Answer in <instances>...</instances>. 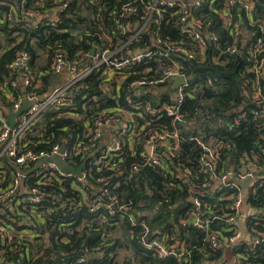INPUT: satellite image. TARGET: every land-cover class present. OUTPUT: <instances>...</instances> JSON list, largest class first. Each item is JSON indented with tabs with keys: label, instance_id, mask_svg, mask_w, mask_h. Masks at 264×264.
Here are the masks:
<instances>
[{
	"label": "built area",
	"instance_id": "1",
	"mask_svg": "<svg viewBox=\"0 0 264 264\" xmlns=\"http://www.w3.org/2000/svg\"><path fill=\"white\" fill-rule=\"evenodd\" d=\"M151 1L145 5L138 22L129 19L130 15L137 12V8L124 3L121 16L125 21L119 27L121 33L129 32L127 40L116 48H95L94 55L90 52L93 59L87 68L78 70L77 63L71 62L62 51H57L53 69L64 77L49 92L38 95L33 90L28 94L15 95L7 85L0 86V264H23L10 258L11 251L20 256L26 253L31 263L44 256L40 264H46L48 258L66 255L69 251L58 246L61 243L71 244L68 233L75 231L71 223L53 224L58 211L86 206L90 212L95 213L105 206L110 215L118 211L125 213L130 205L122 203L112 190L120 184V181L112 183V177L121 173L112 161L134 151L136 144H142L140 156L144 157L145 164L153 167L165 169L166 164L161 157L176 155L184 140V128L170 129L162 119L167 116L172 118L173 125H186L182 106L189 94L191 81L183 64L168 54L170 49L176 47L175 42L163 40L153 30V26L163 16V9H179L181 34L191 38L196 45L191 48L183 39L176 50L189 60H205L209 56L207 50L211 44L216 45L219 54L235 53L239 50V44L247 46L255 62L251 69L256 75L252 99L259 105L264 102V39L256 35L257 30L264 33V19L254 17L256 0ZM205 4L217 11L223 23L231 27L233 41L222 48L218 46L217 33L211 28L213 20L193 16L194 11ZM0 6L8 5L0 0ZM65 6L61 5L60 10ZM234 7L243 10V18H234ZM15 17H18V13L11 8L2 19L12 21ZM20 18L33 23L40 20V16L32 10H26ZM144 34L148 35V40L144 39ZM137 42L139 44L133 46ZM159 52L165 57H160ZM212 57L216 58L214 54ZM30 60L27 51L17 55L11 64L18 71L17 79L11 82L12 86L21 82L25 90V86L31 85L36 74L29 66ZM152 61L159 64V69L153 74L159 76L154 78L147 75L153 70L147 66ZM140 66L145 68L140 71ZM96 67H104L102 76L110 98L116 103L111 108L99 109L91 116H86L89 110L87 103L82 104L83 112L78 110L76 98L79 93L75 85ZM133 74L135 77L132 78ZM179 76L184 77V82L175 86ZM141 88L145 91L141 92ZM164 92L170 95L171 100L155 102L149 96ZM123 96L125 103L120 102ZM93 99L97 98L94 96ZM24 100L31 102V105L17 117L12 127L9 114L19 111ZM47 108L52 109L57 117H86L85 126L76 136L62 137V142L40 150L36 149L41 141L38 138L42 135L38 123ZM89 119L92 121L88 122ZM192 139H196L203 149L199 157L200 167L211 179L201 180L197 176L195 179L198 182L191 186V199L196 207L191 222L194 227L205 232V239L211 248H224L226 257L198 264H250L247 255L241 257L234 249L244 244L254 249L264 240V228L259 229V222L255 220L259 212L249 201L250 189L255 191L257 186H264V163L259 164L251 158L252 155L244 152L238 170L229 169L217 174L218 159L231 144ZM253 157L256 158L255 154ZM8 166L11 167L10 179L7 177ZM189 174L190 171L186 169L181 173L174 172L176 178ZM249 177L251 180L246 194V188L241 183ZM223 190L225 192H221ZM213 192H220L219 195L227 201L220 211L228 209V212L221 216L212 214V203L207 199V193ZM104 197H107V202H104ZM246 205L248 210L244 212L242 208ZM207 213L211 214L204 218L202 215ZM218 219L225 220L227 227L213 228L212 223ZM242 219L247 222V235H244L246 232L241 226ZM49 221L52 224L48 225ZM83 227L85 220L76 230ZM141 227V233L137 236L156 256L176 257L180 261L190 262L192 249L185 242L181 241L180 245L168 244L169 236L148 240L149 225L141 223ZM229 249L233 251L232 258L226 254ZM84 261L86 256L78 258L79 263Z\"/></svg>",
	"mask_w": 264,
	"mask_h": 264
},
{
	"label": "trees",
	"instance_id": "2",
	"mask_svg": "<svg viewBox=\"0 0 264 264\" xmlns=\"http://www.w3.org/2000/svg\"><path fill=\"white\" fill-rule=\"evenodd\" d=\"M1 1L8 6H0V86L7 85L15 95L28 94L33 90L38 95H43L53 86L59 85L58 82L64 77L53 69L57 51H62L71 62L77 63L78 70L87 68L92 64L90 52L93 48H116L127 40L129 32L123 34L119 27L125 21L121 16L124 3L137 8V12L130 15L129 19L138 22L145 5L151 0ZM61 5H66L63 10H60ZM11 8L17 11L18 17L12 21H4L2 17ZM26 10L35 11L40 20L33 23L20 18ZM232 12L236 20L244 17L243 10L239 7L232 8ZM179 14V9L175 7L163 9L160 22L153 26V30L163 40L175 42L176 47L170 49L168 54L183 64L191 81L189 94L182 106L186 125H173L171 117L164 116L162 119L170 129L184 128V140L182 139L179 150L174 157H161L166 164L165 169L145 164L144 157L140 156L142 144H136L134 151L114 159L112 162L121 173L112 177V183L120 181L119 186L112 190L130 208L125 213L118 211L115 215H110L105 206L95 213L90 212L86 206L58 211L53 224L71 223L75 232L68 233L71 244L61 243L58 246L69 252L55 259L48 258L46 264H198L219 261L225 257L224 248H211L205 239V232L194 227L191 222L196 210L191 199V186L198 182L195 179L197 176L201 180L211 179L200 167L199 157L203 149L192 138L231 144L218 159L217 174L229 169L238 170L244 152L252 155L251 158L259 164L264 163V102L259 105L252 99L256 75L251 69L255 62L247 46L239 44L237 52L219 54L216 45L211 44L207 50L209 56L205 60H189L176 50L183 39L191 48L196 45L191 38H184L181 34ZM193 16L213 20L211 28L219 37V47L233 41L231 27L226 26L219 13L210 9L207 4L196 9ZM254 17L264 19V0H256ZM256 35L264 39L263 32L257 30ZM144 39L148 40V35L144 34ZM138 44L139 42L133 46ZM22 51L30 54L29 66L36 74L31 85L25 86V90L21 82L16 86L11 84L18 76L17 69L11 64ZM158 55L165 57L160 52ZM147 66L153 68L147 73L149 77L159 76L153 75L159 69V64L152 61ZM144 68L140 66L138 69L142 71ZM102 75L104 67H96L75 85L79 93L76 98L78 110L83 112L82 104L87 103L89 110L86 116H91L99 109L111 108L116 103L110 98ZM83 94L84 97H81ZM94 96L96 100L93 99ZM149 96L155 102L171 100L167 92ZM120 102L125 103L124 96ZM85 118L57 117L52 109L47 108L38 123L42 135L38 138L41 141L36 149H47L53 143L62 142V137L76 136L83 130ZM90 121L92 119L88 120ZM254 154L256 158L253 157ZM185 169L190 171L188 176L175 177L174 172L181 173ZM7 177L11 178L10 166ZM219 194L220 192L207 193V199L212 203V214L221 216L228 209L220 211L227 201ZM106 200L107 197H104V202ZM249 201L258 210L255 220L259 222V229H263L264 186H257L255 191L250 189ZM208 214L211 213L202 216L205 218ZM83 220L85 227L76 230ZM141 223L150 227L148 240L169 236L168 244L180 245L181 241L185 242L192 249L190 262L180 261L176 257L161 258L148 250L137 236L141 233ZM50 224L52 221H49L48 225ZM248 225L250 226L249 222ZM212 227L226 228L227 223L218 219L212 223ZM51 236L54 239V235ZM122 250H126L128 256L120 257ZM234 252L241 257L247 255L250 264H264V240L254 249L248 244L238 245ZM82 256H86V261L79 263L78 258ZM10 258L23 264H40L44 256L31 263L26 253L20 256L11 251Z\"/></svg>",
	"mask_w": 264,
	"mask_h": 264
},
{
	"label": "water",
	"instance_id": "3",
	"mask_svg": "<svg viewBox=\"0 0 264 264\" xmlns=\"http://www.w3.org/2000/svg\"><path fill=\"white\" fill-rule=\"evenodd\" d=\"M14 1H18V0H14ZM95 53V48H93L91 50V54L94 55ZM184 82V77L183 76H179L176 78L175 80V86H178L179 84L183 83ZM144 88H141V92H144ZM31 105V102L29 101H26L24 100L23 104H22V107L20 108L19 111H16V112H13V113H10L9 114V120H10V124L12 127H14V125L16 124V120H17V117L24 111L26 110L27 108H29V106ZM251 180V177L247 178L246 180H244L241 184L244 188H246V194H248V191H247V188H248V185H249V182ZM226 254L229 258H232L233 257V251L232 250H227L226 251Z\"/></svg>",
	"mask_w": 264,
	"mask_h": 264
},
{
	"label": "crops",
	"instance_id": "4",
	"mask_svg": "<svg viewBox=\"0 0 264 264\" xmlns=\"http://www.w3.org/2000/svg\"><path fill=\"white\" fill-rule=\"evenodd\" d=\"M243 211L246 212L248 210V206H243ZM241 226L242 228L245 230L246 233H244V235H247V222L245 221V219L241 220ZM245 240L247 241V237L245 236ZM248 242V241H247ZM249 243V242H248Z\"/></svg>",
	"mask_w": 264,
	"mask_h": 264
},
{
	"label": "rangeland",
	"instance_id": "5",
	"mask_svg": "<svg viewBox=\"0 0 264 264\" xmlns=\"http://www.w3.org/2000/svg\"><path fill=\"white\" fill-rule=\"evenodd\" d=\"M126 256H128V253H127V251L126 250H122L121 252H120V257H126Z\"/></svg>",
	"mask_w": 264,
	"mask_h": 264
}]
</instances>
